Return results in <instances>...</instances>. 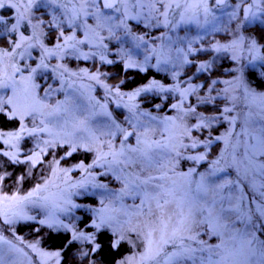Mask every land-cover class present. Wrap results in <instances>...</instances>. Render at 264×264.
Returning <instances> with one entry per match:
<instances>
[{"label":"rangeland","instance_id":"374dc122","mask_svg":"<svg viewBox=\"0 0 264 264\" xmlns=\"http://www.w3.org/2000/svg\"><path fill=\"white\" fill-rule=\"evenodd\" d=\"M218 1L207 0V13L202 7H181L168 9L165 16L161 3L171 0H112L119 11L102 8L100 0L95 6L86 0H53L52 38L41 26L44 20L30 21L31 27L24 21L26 13L19 19L15 11L0 9L5 21L0 24V85H8L0 87V113L22 121V128L0 129V176L15 161L22 168L14 181L0 180L2 264H61V251L43 246L40 232H45L36 221L70 230L73 237L91 235L77 229L80 208L91 212L93 224L103 218L108 223L101 228L128 237L134 247L125 258L130 264H241L251 238L243 234L242 220L254 204L243 185L247 197L241 204L229 180L241 167L238 142H254L246 133L256 135L251 121L264 115L261 101L252 100V94L264 92L247 77V72L264 76V40L254 36L256 27L264 29V0ZM10 20L15 36H7L4 28ZM120 58L131 70L153 68L174 84L154 83L129 94L124 84L132 77L117 80L106 66ZM195 63L199 66L192 72ZM159 89L176 100L171 113L150 112L142 109L144 102L139 104V97ZM26 90L28 101L21 106ZM37 125L45 133L32 129ZM29 136L33 143L24 140ZM193 141L199 142L194 148ZM73 145L76 159L66 155ZM145 153L160 163L148 165ZM194 156L204 159H190ZM128 158L141 163H124ZM257 160L264 162V157ZM150 177L149 185L140 183ZM158 184L174 191L166 197L173 201L167 213L173 216L169 235L179 226L178 204L185 224L149 260L142 257L146 233L154 226L149 209L156 211V203L141 201L145 190L155 196L152 188ZM136 186L139 195L131 191ZM6 196L16 199L5 201ZM88 198H96L94 204ZM31 220L36 226L19 236L18 223ZM77 241V258L96 264L92 256L85 261L80 255L91 242ZM176 253L193 259L176 258Z\"/></svg>","mask_w":264,"mask_h":264},{"label":"snow or ice","instance_id":"6c2138e0","mask_svg":"<svg viewBox=\"0 0 264 264\" xmlns=\"http://www.w3.org/2000/svg\"><path fill=\"white\" fill-rule=\"evenodd\" d=\"M156 2H159V0H156ZM45 3H48V0H45ZM86 3H89L93 6L96 4V0H86ZM101 7L104 9H116L119 11V8H116V5L113 3L107 2V0H100ZM133 3H142V0H133ZM31 4L23 5L21 3H6L4 0H0V9H15L16 13L19 16V19H24V12L20 11V9H24L25 11L27 8H30ZM161 7L165 9V11L162 13L163 15L167 16V10L170 8H181L183 7L185 11H191V10H198L201 7L203 8V11L205 13L208 12L207 8V0H194V2L191 3H181L180 0H171L170 3L167 5H164L161 3ZM246 19H249L248 17H245ZM252 18L256 19L255 14H252ZM4 18L3 16H0V24H3ZM19 22V21H17ZM13 28H15V25H13ZM203 70V66L200 69ZM262 80H264V76L261 77ZM7 84L0 85V87H7ZM143 91H147V89H142ZM257 99H259L264 105V95L257 96L256 94H252V100L255 102ZM28 101V95L27 90L25 96L21 100V106H24L27 104ZM175 107V106H174ZM227 111V110H226ZM15 114V113H14ZM246 123L249 121L246 120ZM251 124L258 128V132L256 135H252L251 133H246L251 136V139L254 141L253 143H248L247 141H241L238 142L237 147L243 149L242 152L239 153L240 156V165L241 167L238 169L236 180L230 181V183L233 185L232 191L237 194L238 201L243 204L246 201L247 193L244 192L243 187L241 185L246 186L249 189V192L252 194L253 197V204L254 207L250 208L248 213L243 218L242 222L244 224L243 234L245 236L251 237L247 244L249 245L247 254L244 256L241 264H264V240H261L259 236L256 235V233H259L260 235H264V162L258 161L257 157H264V115H261L259 120H252ZM198 141H193L192 147H196ZM206 143H211V141H208ZM157 147H160V145H157ZM76 146L73 145L72 151H69L66 153L67 156H71L73 152H75ZM133 151H136L133 149ZM116 154H114L115 156ZM119 155H123V153H120ZM145 157V161L148 165L151 164H158L160 163L159 158H150L147 156V154H143ZM190 159L193 160H202L204 159L203 156L199 157H190ZM124 163L127 164H140L141 161L139 159H133L128 158L124 161ZM79 167H83V165H79ZM143 170V169H142ZM4 177L0 176V180H3ZM154 178H149V180L141 181L140 183L142 185H149L150 181ZM103 187V185H101ZM127 188L128 185H125ZM39 191V189H37ZM132 193L134 195H139L141 188L139 186H136L133 188ZM152 191L156 193L155 196H149V193L145 190V200L141 201V204H144L145 201L148 199L155 200L156 203V211H152V209H149V213L152 217H154V226L151 227L150 231L146 233L148 245L146 249V253L143 259H155L157 256L160 255V250H162V246L165 244H168L169 241L172 239V236L176 235L178 231L181 230V228L185 224V219L183 217L182 212V205L178 204L177 207L180 209L179 215L180 220L178 221V227H175L172 229V235H169V227L173 221V216L168 213V205L173 203L172 200L167 199L166 197L174 196V191L164 190L163 185H157L152 188ZM34 195V193H29V197ZM5 201L8 200H15L16 197H4ZM25 199H28V197H25ZM226 211V210H222ZM255 217V219H253ZM43 223V221L41 222ZM107 221L103 218H101L99 224H94V226L99 230L102 226L107 225ZM52 225H49L51 227ZM135 229H130L129 231H134ZM156 232H159V239H154V234ZM128 237L125 235H115L114 239H111L108 243V248L110 250H118L122 244L123 241L127 240ZM73 240H83V241H89V247L88 251H81L80 255L85 259V261L92 256V258L95 260V257L98 256L103 250L104 246L103 243L100 241H97L96 236L93 235H84L83 233L74 236ZM71 243V242H70ZM155 246V250H154ZM219 247V246H218ZM56 256H59V253H55ZM174 257L180 258V259H193L191 255H185L182 253H176L173 254ZM0 264H2V261H0ZM96 264H103V261L96 260ZM120 264H130V261L128 259H123L120 261Z\"/></svg>","mask_w":264,"mask_h":264},{"label":"trees","instance_id":"16d2710c","mask_svg":"<svg viewBox=\"0 0 264 264\" xmlns=\"http://www.w3.org/2000/svg\"><path fill=\"white\" fill-rule=\"evenodd\" d=\"M39 3H41V1ZM44 4L46 5L45 1H44ZM50 13L51 11H49V14ZM53 16L52 18L54 19ZM12 21L13 20H10V23L4 24V28L7 31H9V29L11 28ZM52 22L54 21L52 20ZM44 23H46L45 20H44ZM116 26L119 27L118 25ZM254 36L256 40L261 43L264 40V29L256 27ZM241 49L244 50L245 48H241ZM81 59L84 60L83 58ZM103 62H105V60H103ZM257 64H259V60H257ZM196 65L199 66V64L195 63L192 66L193 68L190 69L192 70V72L196 68ZM260 65L264 67V64H260ZM106 66L109 71H112L114 74L118 75L117 76L118 78H116L117 80H119L123 76H126L127 78L132 77L131 81L129 82L127 81L124 84L126 87V92H128L129 94L133 93L134 95H136L137 92L139 90L144 89L146 85H151L154 83L162 84V85H170L172 83L174 84V81H170L169 78H166L165 74H162L160 71L155 70L153 68H146V69L134 68L133 70H131L133 67L126 66L124 59H121V58L115 60L114 64H106ZM92 69L95 70V66H93ZM122 70L124 71L122 72ZM201 73L202 75L204 74V72H201ZM247 77L249 81L252 83V85H254L258 89L262 90V92H264V80H262L261 77H258L256 73L254 72H247ZM100 86L101 85H99V87ZM121 93H124V92L121 90L120 94ZM199 95L203 96V94L201 93ZM131 99H133V97ZM137 100L139 101V104L141 102H144L142 104L143 110L149 109L150 112H154V113L158 111L171 113L172 111H174L173 109L175 108L174 105L176 102V100H174L173 97L167 94L166 90H160V89L155 90V91L154 90L150 91L148 92V94H146L145 97L141 96ZM159 107H160V110H159ZM17 128H22V121L20 122L18 119L10 118L5 113H0V129L14 130ZM32 129H35V130L37 129L36 131L40 132L41 134L45 133L41 125L34 126ZM24 140H30L33 143V141L30 139V136L25 137ZM198 150L203 151L204 149L200 148ZM77 155L78 154L75 153L73 154V157L71 158L76 159L79 156ZM85 157H87V155ZM85 157H84V160H85ZM5 168L6 169L3 175L4 182L8 180L14 181L17 178V176L20 174V172L22 171L20 164H17L16 161L11 164H7ZM226 178L229 179L230 176H227ZM234 180H236V178L233 180H229V181H234ZM88 200L90 204H94L96 198H88ZM78 213L80 214V218L77 221V229L78 230L84 229L86 233L91 234V235L94 234L96 236L97 241H100L103 243L104 250L98 256H96L95 259L103 261V264H119L120 261L125 259L127 256L133 255L134 247L132 243L127 240L122 242L118 250H115V251L110 250L108 248V243L111 239L115 238L114 232H112L109 228H100L99 230H97V228L93 224V216L91 212L82 210V208H80ZM36 222L39 225L38 228H43L42 233L45 232L44 235H41V232H40V240L43 246L46 249L61 251L62 253L61 254V264H88V263L83 262V260H79L77 258L78 257V253H77L78 241L73 240V234L70 232V230L56 228L52 226L49 227V225H45V224L41 225L39 221H36ZM31 226H36L35 222H33L32 220L29 223H26L24 221L18 223L17 227H18L19 236L26 237L28 235V232L25 230L27 228H31Z\"/></svg>","mask_w":264,"mask_h":264},{"label":"flooded vegetation","instance_id":"af4514ba","mask_svg":"<svg viewBox=\"0 0 264 264\" xmlns=\"http://www.w3.org/2000/svg\"><path fill=\"white\" fill-rule=\"evenodd\" d=\"M41 1V3H39ZM44 1L45 0H24V3L22 2V0H15V3H21L23 5H28V4H31V7L30 8H27V10L25 11L23 8L20 9V11H23L24 13L27 14V17L26 19L24 20L27 25L29 26H33L32 23H30V21H33L34 22V25L36 23L39 22L40 19L42 20H45L46 23L42 22L41 26H47L48 28V35L50 38L54 37V28L50 25L53 24L52 20H54L52 18L53 14H54V10L55 8H53L49 3H53V0H48V4H44ZM225 0H221V1H218V3L220 5H223L225 4L224 3ZM229 1V0H226V2ZM110 2V1H109ZM112 3V0L111 2ZM5 10H8V11H15V9H8L6 8ZM49 11H51V13L49 14ZM40 13L42 14V17H40ZM16 16H18V14L16 13ZM13 18V16H12ZM51 18V19H50ZM13 22V21H12ZM38 26L40 27V25L38 24ZM38 27V29H39ZM23 29L24 31L27 29V26H23ZM6 33H7V36H15L17 33L15 32V29L13 28V26L11 25V28L9 29V31H7L5 29ZM51 48V47H50Z\"/></svg>","mask_w":264,"mask_h":264},{"label":"water","instance_id":"95a60500","mask_svg":"<svg viewBox=\"0 0 264 264\" xmlns=\"http://www.w3.org/2000/svg\"><path fill=\"white\" fill-rule=\"evenodd\" d=\"M111 2V0H109ZM250 10H251V6H247L246 9H245V16L246 17H249V13H250Z\"/></svg>","mask_w":264,"mask_h":264},{"label":"bare ground","instance_id":"6f19581e","mask_svg":"<svg viewBox=\"0 0 264 264\" xmlns=\"http://www.w3.org/2000/svg\"><path fill=\"white\" fill-rule=\"evenodd\" d=\"M115 29L116 30H120V31H123L122 29H120L119 27H115ZM126 31H124V33H125ZM121 36H123V35H121Z\"/></svg>","mask_w":264,"mask_h":264}]
</instances>
